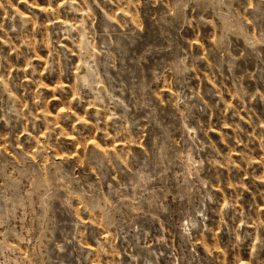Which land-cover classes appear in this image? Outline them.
Segmentation results:
<instances>
[{"label": "rangeland", "instance_id": "obj_1", "mask_svg": "<svg viewBox=\"0 0 264 264\" xmlns=\"http://www.w3.org/2000/svg\"><path fill=\"white\" fill-rule=\"evenodd\" d=\"M0 264H264V0H0Z\"/></svg>", "mask_w": 264, "mask_h": 264}]
</instances>
